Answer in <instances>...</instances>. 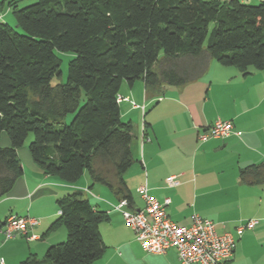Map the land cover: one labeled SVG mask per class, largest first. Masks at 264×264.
Masks as SVG:
<instances>
[{
    "label": "trees",
    "instance_id": "trees-1",
    "mask_svg": "<svg viewBox=\"0 0 264 264\" xmlns=\"http://www.w3.org/2000/svg\"><path fill=\"white\" fill-rule=\"evenodd\" d=\"M15 26L0 21V199L22 174L17 149L27 148L44 174L74 183L84 172L117 198L132 202L123 178L132 163L130 121L119 116L123 82L143 81L146 95L162 85L194 80L206 57L241 73L264 70V0H37L8 2ZM213 23L206 45L208 26ZM72 52L65 82L58 55ZM206 55V57L204 56ZM74 113L69 123L64 116ZM240 180L264 182V161L238 171ZM64 241L42 258L21 264H93L104 253L96 210L83 193L57 199ZM4 221L0 219V228Z\"/></svg>",
    "mask_w": 264,
    "mask_h": 264
},
{
    "label": "crops",
    "instance_id": "crops-1",
    "mask_svg": "<svg viewBox=\"0 0 264 264\" xmlns=\"http://www.w3.org/2000/svg\"><path fill=\"white\" fill-rule=\"evenodd\" d=\"M9 1L0 0V21L6 23L11 18ZM15 1L18 7L28 2ZM205 64L194 80L162 85L157 96L146 95L140 79L132 85L122 83L120 95L145 105L142 116L128 101L119 103L120 119L132 125V163L123 175L132 196L129 208H142L137 187L146 184L158 201L169 197L166 212L177 225L188 226L192 215L198 214L213 221L218 232H230L236 246L226 264H264V182L250 184L238 177L240 168L264 161V70L243 74L208 56ZM216 118L231 120L234 133L198 140L197 133ZM142 123L150 141L143 140ZM8 144L1 134L0 145ZM16 152L22 174L0 199V219L5 221L13 213L37 218L38 223L28 226L26 236L4 240L0 234V264H21L32 254L39 258L49 246L64 241L63 226L49 227L58 217L57 199L76 190L96 210L107 212V219L98 223L106 249L93 264H182L173 248L163 254L145 252L122 215L111 209L116 196L106 186L92 184L86 172L74 183H66L44 174L27 147ZM170 175H176L177 185H167ZM250 219L257 224L238 233L239 225Z\"/></svg>",
    "mask_w": 264,
    "mask_h": 264
},
{
    "label": "built area",
    "instance_id": "built-area-1",
    "mask_svg": "<svg viewBox=\"0 0 264 264\" xmlns=\"http://www.w3.org/2000/svg\"><path fill=\"white\" fill-rule=\"evenodd\" d=\"M116 99L118 103L128 101L133 108L140 110L142 116L144 115V104H137L128 96L120 94ZM141 133L144 141H150V137L145 134L143 123ZM232 133L234 131L231 120L216 118L206 130L197 133V139L205 141L209 138H224ZM166 183L168 186L177 185L176 175L167 177ZM137 192L143 202L142 208L138 210L129 208L126 199H119L110 204V207L122 215L145 252L163 254L169 248H173L182 264H226L232 258L236 240L230 232H218L213 221L198 214L192 215L188 226L177 225L166 212V206L170 202L169 197L158 201L149 194L146 184L139 185ZM37 223V218L11 213L5 218L0 234L4 240L26 236L28 226ZM255 224L257 220L250 219L239 225L237 232L240 233L244 228H251ZM28 237L34 238L32 235Z\"/></svg>",
    "mask_w": 264,
    "mask_h": 264
},
{
    "label": "rangeland",
    "instance_id": "rangeland-1",
    "mask_svg": "<svg viewBox=\"0 0 264 264\" xmlns=\"http://www.w3.org/2000/svg\"><path fill=\"white\" fill-rule=\"evenodd\" d=\"M37 0H28V2L26 4H30V3H33V2H36ZM253 4H256L257 1H253L252 2ZM11 17L9 19V25L10 26H15V22L12 21L14 18H13V15H12V12L10 11V16ZM5 22V21H3ZM212 28H213V23H210L209 26H208V30H207V35H206V38H205V41H204V46L206 45L207 43V40L209 39L210 37V34L212 32ZM57 55H58V58H59V64H60V71H61V74L59 77H54L52 79V83H56V82H65L66 81V78H67V66H68V61L74 56V54L72 52H61V51H57L55 52ZM73 115L74 113H68L66 116H64V118L62 119V122L61 123H69L71 121V119L73 118ZM2 134H4L6 136V134L3 132ZM7 138V136H6ZM8 139V138H7ZM32 139V133L30 132L26 138V141H25V144H24V147H27V144L28 142ZM44 255V254H43ZM43 255H41L39 258H42Z\"/></svg>",
    "mask_w": 264,
    "mask_h": 264
},
{
    "label": "water",
    "instance_id": "water-1",
    "mask_svg": "<svg viewBox=\"0 0 264 264\" xmlns=\"http://www.w3.org/2000/svg\"><path fill=\"white\" fill-rule=\"evenodd\" d=\"M135 210H138V209H135Z\"/></svg>",
    "mask_w": 264,
    "mask_h": 264
}]
</instances>
